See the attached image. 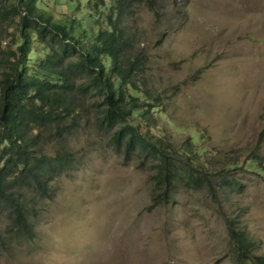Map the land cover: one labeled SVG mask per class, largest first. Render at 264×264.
<instances>
[{"label":"rangeland","instance_id":"1","mask_svg":"<svg viewBox=\"0 0 264 264\" xmlns=\"http://www.w3.org/2000/svg\"><path fill=\"white\" fill-rule=\"evenodd\" d=\"M42 2L56 22L94 18L81 2L70 1L73 12L67 0ZM152 2L153 11L140 4L123 20L146 58L149 87L163 95L176 141L202 131L215 169L238 163L224 173L237 185L215 196L178 186L161 202L152 169L83 125L65 144L74 167L36 200L32 238L12 234L0 217V264H241L230 222L264 256V0ZM19 19L0 20V64L15 49ZM252 155L259 168H249Z\"/></svg>","mask_w":264,"mask_h":264},{"label":"trees","instance_id":"2","mask_svg":"<svg viewBox=\"0 0 264 264\" xmlns=\"http://www.w3.org/2000/svg\"><path fill=\"white\" fill-rule=\"evenodd\" d=\"M42 1L14 0L0 8V20L20 18L15 49L0 64V217L12 234L32 238L36 200L48 198L52 180L74 167L76 153L65 144L83 125L105 135L114 153L152 169L161 202H169L178 186L207 187L215 196L237 185L224 173L238 163L215 169L202 131L176 141L178 127L163 95L149 87L146 58L123 20L140 4L153 11L152 0H74L94 16L90 22L75 13L56 22ZM248 163L259 168L255 155ZM228 235L241 264H264L231 222Z\"/></svg>","mask_w":264,"mask_h":264}]
</instances>
